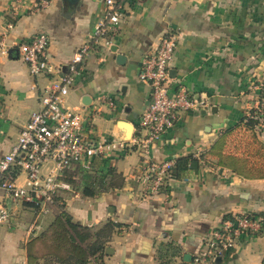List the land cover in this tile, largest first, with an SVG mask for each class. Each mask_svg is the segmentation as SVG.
Instances as JSON below:
<instances>
[{"label": "crops", "instance_id": "obj_1", "mask_svg": "<svg viewBox=\"0 0 264 264\" xmlns=\"http://www.w3.org/2000/svg\"><path fill=\"white\" fill-rule=\"evenodd\" d=\"M44 1L48 6L37 9ZM119 2L123 17L112 38L117 51L112 52V46L107 49L95 38L106 12L102 0H0V39L5 36L11 46L9 56L0 58V156L11 151L49 84V76H32L17 52L19 43L40 32L50 37L51 62L64 69L79 48L90 45L81 65L83 73L64 101L70 110L92 113L93 132L102 141L126 138L120 122L139 125L152 93L139 78L142 61L157 50L163 36H176L171 86L201 94L207 107L182 114L152 146V162L199 156L250 110H259L264 84V0ZM118 55L124 59L118 61ZM100 97L113 100L115 106L99 104ZM262 120L258 137L264 143ZM236 151L241 154L242 149ZM144 167L139 153L119 151L98 158L88 173L106 177L115 168L124 178L122 187L96 198L85 197L80 189L60 193L74 221L102 230L101 241L111 248L106 264H160L157 250L168 242L179 253L167 264H193V257L205 251L206 239L225 216L249 213L264 219V179H247L223 166L204 165L198 173L169 179L158 194L145 196ZM25 178L19 175L16 184L23 185ZM5 202L12 216L9 224L0 225V264H29L26 245L48 228L53 215L38 216L28 203ZM186 254L191 261L184 260ZM263 260L264 231L242 238L215 264H261Z\"/></svg>", "mask_w": 264, "mask_h": 264}, {"label": "built area", "instance_id": "obj_2", "mask_svg": "<svg viewBox=\"0 0 264 264\" xmlns=\"http://www.w3.org/2000/svg\"><path fill=\"white\" fill-rule=\"evenodd\" d=\"M106 12L96 26L95 38L109 49L112 38L123 17L119 0H102ZM48 1L36 8H44ZM11 27V25H9ZM50 37L40 32L17 45L20 59L32 76H49V84L39 97V109L32 112L27 124L20 130L11 151L0 156V225L10 223L11 205L33 204L38 216L51 213L54 198L63 191H72L64 182L63 174L72 167L91 172L98 158L119 151L136 152L145 162L143 172L145 196L158 194L169 180V169L175 160L155 163L150 160L152 146L175 126L182 114L200 112L207 107L206 99L185 86H171L170 63L177 47L175 35L162 37L155 52L142 61L141 81L152 90L150 104L134 128L131 138L120 137L106 141L95 136L92 113L70 110L65 98L82 75V64L91 47L83 45L66 68L55 66L50 59ZM11 46L5 36L0 39V58L10 54ZM264 87V84H263ZM114 107L111 99L100 97L99 104ZM259 108L264 107V103ZM17 171L16 176L10 175ZM26 176L23 185H17L19 175ZM264 228L261 216L249 213L235 214L223 220L206 239L205 251L193 257V264H215L219 257L230 252L245 237H255Z\"/></svg>", "mask_w": 264, "mask_h": 264}, {"label": "trees", "instance_id": "obj_3", "mask_svg": "<svg viewBox=\"0 0 264 264\" xmlns=\"http://www.w3.org/2000/svg\"><path fill=\"white\" fill-rule=\"evenodd\" d=\"M259 103H264V87L260 91ZM263 118L264 107L252 109L238 125L224 130L209 151L199 156L193 154L174 159L175 164L169 169V179L181 180L189 171L198 173L204 165L223 166L247 179H264V143L258 137ZM237 149H242L241 154ZM16 173L15 170L10 176L14 178ZM62 179L72 189H80L85 197L90 198L120 188L124 183V178L115 168H110L107 176L101 177L76 166L67 170ZM51 213L52 223L40 235L31 237L26 245L29 264H106L102 230L74 221L60 194L54 198ZM110 224L119 227V224ZM263 231L264 228L259 234ZM178 253L179 249L168 242L160 244L157 257L160 264H167ZM261 264H264V260Z\"/></svg>", "mask_w": 264, "mask_h": 264}, {"label": "water", "instance_id": "obj_4", "mask_svg": "<svg viewBox=\"0 0 264 264\" xmlns=\"http://www.w3.org/2000/svg\"><path fill=\"white\" fill-rule=\"evenodd\" d=\"M111 51L112 52H116L117 51V47L116 46H112ZM117 59H118V61H120L121 59H124V56L118 55ZM89 99H91V98H89ZM83 103L85 105H87L85 102H83ZM119 125L121 126L122 130H124L126 138H128V139L131 138L135 126L132 125V124H129V123H125V122H120ZM110 250H111V248H106V250H105L106 255L110 254ZM191 259H192V256L190 254H186L184 256V260L185 261H191ZM220 260H221V257H219L217 259V262H219Z\"/></svg>", "mask_w": 264, "mask_h": 264}]
</instances>
